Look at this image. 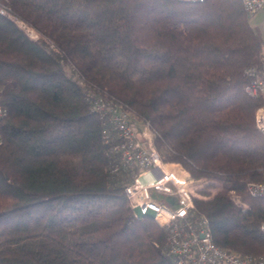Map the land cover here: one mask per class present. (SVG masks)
<instances>
[{
	"label": "trees",
	"instance_id": "obj_1",
	"mask_svg": "<svg viewBox=\"0 0 264 264\" xmlns=\"http://www.w3.org/2000/svg\"><path fill=\"white\" fill-rule=\"evenodd\" d=\"M7 1L38 39L0 15V264H176L125 195L130 172H112L99 99L149 121L164 161L224 184L194 199L216 244L264 255V197L247 190L264 98L244 90L264 38L240 0Z\"/></svg>",
	"mask_w": 264,
	"mask_h": 264
},
{
	"label": "built area",
	"instance_id": "obj_2",
	"mask_svg": "<svg viewBox=\"0 0 264 264\" xmlns=\"http://www.w3.org/2000/svg\"><path fill=\"white\" fill-rule=\"evenodd\" d=\"M189 1L200 3L205 0ZM240 1L251 15L264 5V0ZM0 15L9 18L31 38L38 39L37 31L12 10L7 0H0ZM245 75L248 78L245 92L253 98H264V68L249 66ZM93 108L106 123L103 139L111 143L117 159L111 167L112 172H130V178L122 181L125 195L138 216H149L166 229L167 251L176 264H264V255H241L220 247L213 241L208 217L195 214V197L206 199L222 191V182L193 179L182 164L164 161L155 146L156 131L149 121L106 99L96 100ZM6 114L0 104V124ZM256 126L264 133V104L256 109ZM2 143L0 129V145ZM150 174L154 180L147 178L144 182L141 177ZM262 177V181L248 184L251 196L264 197V168ZM212 183L214 186L208 187ZM204 190L210 195H203L200 191ZM231 195L234 203L248 208V203L243 202L235 191H231ZM261 229L264 231V222Z\"/></svg>",
	"mask_w": 264,
	"mask_h": 264
},
{
	"label": "rangeland",
	"instance_id": "obj_3",
	"mask_svg": "<svg viewBox=\"0 0 264 264\" xmlns=\"http://www.w3.org/2000/svg\"><path fill=\"white\" fill-rule=\"evenodd\" d=\"M250 22L254 27H257L258 30L261 32L264 38V5L254 14L250 15ZM17 25V24H16ZM142 180L145 182L148 178V181L154 180V176L150 174L147 177H141Z\"/></svg>",
	"mask_w": 264,
	"mask_h": 264
}]
</instances>
